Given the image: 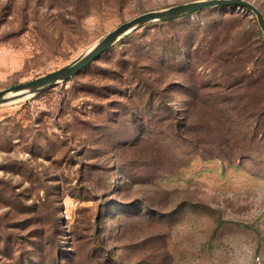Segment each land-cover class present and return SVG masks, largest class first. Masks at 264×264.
<instances>
[{
  "label": "rangeland",
  "instance_id": "374dc122",
  "mask_svg": "<svg viewBox=\"0 0 264 264\" xmlns=\"http://www.w3.org/2000/svg\"><path fill=\"white\" fill-rule=\"evenodd\" d=\"M192 1L0 0V91ZM0 264H264L256 15L149 23L69 81L1 105Z\"/></svg>",
  "mask_w": 264,
  "mask_h": 264
},
{
  "label": "water",
  "instance_id": "95a60500",
  "mask_svg": "<svg viewBox=\"0 0 264 264\" xmlns=\"http://www.w3.org/2000/svg\"><path fill=\"white\" fill-rule=\"evenodd\" d=\"M232 6L240 9H247L250 12H253L257 17L259 26L264 36V14L257 6L248 0H198L185 4H179L160 11L147 12L121 24L115 30L109 32L98 42L92 45L93 47H90L91 49H87L83 54L68 65L34 80L1 90L0 106L38 95L47 89L58 85L59 83L69 81L91 63L95 62L102 54H104L125 36L149 23L156 21H171L184 15L209 8Z\"/></svg>",
  "mask_w": 264,
  "mask_h": 264
},
{
  "label": "trees",
  "instance_id": "16d2710c",
  "mask_svg": "<svg viewBox=\"0 0 264 264\" xmlns=\"http://www.w3.org/2000/svg\"><path fill=\"white\" fill-rule=\"evenodd\" d=\"M232 7H233V6H232ZM214 8H217V7H214ZM220 8H221V7H220ZM227 8H230V7H227ZM234 8H236V7H234ZM209 9H213V8H209ZM205 10H208V9H205ZM244 10H247V9H244ZM202 11H204V10H202ZM195 13H198V12H195ZM191 14H194V13H191ZM187 15H190V14H187ZM184 16H185V15H184ZM184 16H182V17H184ZM182 17H180V18H182ZM180 18H177V19H180ZM177 19H174V20H177ZM174 20H171V21H174ZM171 21H164V22H162V23L165 24V23H169V22H171ZM107 51H108V50H107ZM107 51H106V52H107ZM106 52H105V53H106ZM177 52H178V51H175V53H177ZM105 53H104V54H105ZM173 53H174V52H173ZM102 55H103V54H102ZM102 55H101V56H102ZM99 58H100V57H99ZM99 58H98V59H99ZM98 59H97V60H98ZM97 60H96V61H97ZM93 63H94V62H93ZM93 63H91L88 67H90ZM88 67H86L85 69H87ZM85 69H83V70H85ZM83 70H82V71H83ZM82 71H81V72H82ZM81 72H80V73H81ZM80 73H79V74H80ZM79 74H78V75H79ZM78 75H76V76H78ZM74 77H75V76H74ZM150 101L152 102L151 105H157V104H159V103H161V104H163V105H167V104L170 103L169 100H165V99H163V98H155V97L153 98V95H150ZM168 106H170V105H168Z\"/></svg>",
  "mask_w": 264,
  "mask_h": 264
},
{
  "label": "bare ground",
  "instance_id": "6f19581e",
  "mask_svg": "<svg viewBox=\"0 0 264 264\" xmlns=\"http://www.w3.org/2000/svg\"><path fill=\"white\" fill-rule=\"evenodd\" d=\"M92 47H93V46H91V48H92ZM91 48H90V49H91Z\"/></svg>",
  "mask_w": 264,
  "mask_h": 264
}]
</instances>
